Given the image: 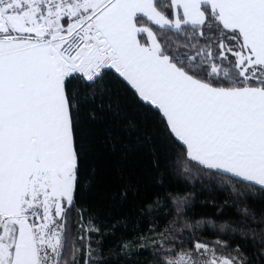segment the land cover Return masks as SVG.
<instances>
[{
    "label": "snow or ice",
    "instance_id": "obj_1",
    "mask_svg": "<svg viewBox=\"0 0 264 264\" xmlns=\"http://www.w3.org/2000/svg\"><path fill=\"white\" fill-rule=\"evenodd\" d=\"M0 264H264V0H0Z\"/></svg>",
    "mask_w": 264,
    "mask_h": 264
},
{
    "label": "trees",
    "instance_id": "obj_2",
    "mask_svg": "<svg viewBox=\"0 0 264 264\" xmlns=\"http://www.w3.org/2000/svg\"><path fill=\"white\" fill-rule=\"evenodd\" d=\"M143 169H144L143 162L142 161H137L136 164H135V166H134V168H133V174H134V176L140 175V173L143 171ZM101 184H102V191L100 193V197H101L100 202L103 204V203H105V199L104 198L107 195H110L111 193L110 192H107L106 190H104L107 187V182L106 181L102 180L101 181Z\"/></svg>",
    "mask_w": 264,
    "mask_h": 264
}]
</instances>
